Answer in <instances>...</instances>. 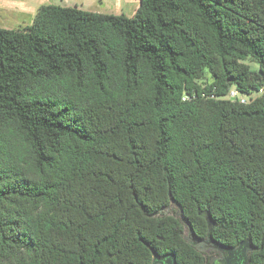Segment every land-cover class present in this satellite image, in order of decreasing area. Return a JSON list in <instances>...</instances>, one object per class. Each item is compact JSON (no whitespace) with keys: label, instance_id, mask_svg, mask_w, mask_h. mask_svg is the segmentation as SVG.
Masks as SVG:
<instances>
[{"label":"trees","instance_id":"16d2710c","mask_svg":"<svg viewBox=\"0 0 264 264\" xmlns=\"http://www.w3.org/2000/svg\"><path fill=\"white\" fill-rule=\"evenodd\" d=\"M243 243L264 264V0L0 27V264H220Z\"/></svg>","mask_w":264,"mask_h":264},{"label":"rangeland","instance_id":"374dc122","mask_svg":"<svg viewBox=\"0 0 264 264\" xmlns=\"http://www.w3.org/2000/svg\"><path fill=\"white\" fill-rule=\"evenodd\" d=\"M141 0H0V27L7 29L24 28L31 25L38 9L44 4L77 6L79 8L132 17L140 6ZM248 63H251L248 61ZM253 67H258L251 63ZM260 92H254V96Z\"/></svg>","mask_w":264,"mask_h":264},{"label":"water","instance_id":"95a60500","mask_svg":"<svg viewBox=\"0 0 264 264\" xmlns=\"http://www.w3.org/2000/svg\"><path fill=\"white\" fill-rule=\"evenodd\" d=\"M246 246V243H243L240 245V247L238 249H233L230 247H222V250H224L225 252H227L228 254V259L226 261L223 262V264H230V259H233L236 255L238 256L239 250H241L242 246ZM238 262L234 263V264H246L247 262V258H246V247H244L242 249V254L240 256H238ZM243 261V262H242ZM168 264H171L170 260H167Z\"/></svg>","mask_w":264,"mask_h":264},{"label":"built area","instance_id":"2783aa9c","mask_svg":"<svg viewBox=\"0 0 264 264\" xmlns=\"http://www.w3.org/2000/svg\"><path fill=\"white\" fill-rule=\"evenodd\" d=\"M262 91V89H261ZM228 97L231 98V99H237L239 100L240 102H247L251 99V96L250 95H246V94H243L241 93L237 88L233 87L229 94H228ZM253 97V96H252Z\"/></svg>","mask_w":264,"mask_h":264},{"label":"flooded vegetation","instance_id":"af4514ba","mask_svg":"<svg viewBox=\"0 0 264 264\" xmlns=\"http://www.w3.org/2000/svg\"><path fill=\"white\" fill-rule=\"evenodd\" d=\"M228 255L225 257L224 261H226L228 258ZM238 256L236 255L233 259H230V264H234V263H237L239 260H238ZM210 264H213V263H210ZM220 264H223V263H220Z\"/></svg>","mask_w":264,"mask_h":264}]
</instances>
